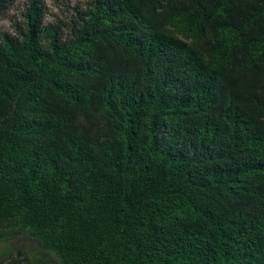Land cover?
Instances as JSON below:
<instances>
[{
  "label": "trees",
  "instance_id": "16d2710c",
  "mask_svg": "<svg viewBox=\"0 0 264 264\" xmlns=\"http://www.w3.org/2000/svg\"><path fill=\"white\" fill-rule=\"evenodd\" d=\"M45 15L0 33V245L264 264V0H89L69 39Z\"/></svg>",
  "mask_w": 264,
  "mask_h": 264
},
{
  "label": "rangeland",
  "instance_id": "374dc122",
  "mask_svg": "<svg viewBox=\"0 0 264 264\" xmlns=\"http://www.w3.org/2000/svg\"><path fill=\"white\" fill-rule=\"evenodd\" d=\"M45 7V25H60L64 39L71 37L73 22L78 21L77 13L85 9L89 0H43ZM29 0H15L13 5L0 14V33L15 34L17 26L23 27V13L28 6ZM12 250L16 255L19 250L23 251L24 259L32 264L57 263V258L44 249L29 236H22L17 240L9 241L0 245V253ZM8 260V259H7Z\"/></svg>",
  "mask_w": 264,
  "mask_h": 264
}]
</instances>
